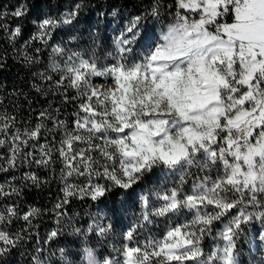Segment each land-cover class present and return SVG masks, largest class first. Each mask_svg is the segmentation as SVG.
Masks as SVG:
<instances>
[{
    "label": "snow or ice",
    "instance_id": "obj_1",
    "mask_svg": "<svg viewBox=\"0 0 264 264\" xmlns=\"http://www.w3.org/2000/svg\"><path fill=\"white\" fill-rule=\"evenodd\" d=\"M161 7L157 0L147 15L162 20ZM79 8L62 22L71 23ZM167 9L169 21L155 38L143 31L145 16L132 17L105 62L94 54L71 52L63 65L51 64V71L60 74L55 86L76 90L71 126L45 110L33 127L22 129L15 115L0 112V148H7V154H0V173L33 163L51 168L58 154L64 200L56 209L75 195L97 201L114 188L132 189L155 169L165 177L177 176L178 183L155 192L158 205H151L152 193L140 195L143 222L123 233L120 246L113 248L116 255L100 260L93 248L84 247V264H237V241L245 226L264 224V0H173ZM25 14L24 5L11 12L17 18ZM8 15L0 12V20ZM58 25L55 18H44L33 39L47 45ZM0 27L10 39L21 33L20 27ZM52 52L66 55L60 45ZM56 131L59 141L54 135L48 140ZM191 168L209 174L185 191ZM73 174L86 176L87 183H68ZM21 179L40 183L31 172ZM11 181L0 184V198L20 194ZM38 211L32 208L20 216L16 205L3 206L0 257L24 239L4 226L15 218L31 224ZM184 212L191 219L171 221ZM153 217L168 218L165 230L139 239L138 229L153 223ZM216 222L223 223L218 243L205 253L202 241L212 235ZM111 229L110 223L88 227L100 237ZM58 235L52 230L45 243ZM260 236L264 241V233ZM59 255L64 264H72L64 249Z\"/></svg>",
    "mask_w": 264,
    "mask_h": 264
},
{
    "label": "trees",
    "instance_id": "obj_2",
    "mask_svg": "<svg viewBox=\"0 0 264 264\" xmlns=\"http://www.w3.org/2000/svg\"><path fill=\"white\" fill-rule=\"evenodd\" d=\"M157 0H0V12L7 11L9 15L0 20V25H6L9 30L16 27L21 28V33L15 39L9 38V32L0 27V112H7L17 117L18 126L33 127L38 121L39 113L47 110L58 119L66 121L69 126L74 119L73 113L76 111L78 101L71 98L76 95L75 89L57 88L54 84L59 79V73L51 71V64L55 61L63 65L67 59V54L80 52L85 56L95 55L98 60L105 62L108 53L114 52L113 45L115 35L107 32L109 20L123 24V27L136 15L145 16L143 30L155 31L159 33L164 23L169 21L167 5L173 0H158L162 5V20L153 19L147 15L152 5ZM19 5H24L26 14L22 17H13L11 12ZM76 5H80L78 14L71 23L62 21L70 13L76 11ZM47 17H53L59 25L52 32V39L45 45L39 39H33L38 31V23ZM92 25L94 27H92ZM60 45L66 50V55L56 56L52 48ZM40 51L37 52L36 49ZM28 58H34L29 62ZM36 73L51 75L52 80L42 79ZM67 97V99H66ZM57 110H59L57 112ZM48 128H52L51 121L44 122ZM59 141L61 133L59 131L47 137L52 140V136ZM44 143V137L40 139ZM0 154H7V148H0ZM56 163L51 168L38 167L35 163L30 166L21 165L7 173H0V184L11 181L12 176L17 177L11 181L20 188V194L12 195L10 198H0V210L4 205H16L19 215L22 216L30 209H38L33 217H30L31 224L20 218L13 219L12 223L5 225L11 233L19 232L24 239L16 247L11 248L4 256L0 257V264H35L34 257L43 260L48 264H63L57 262L59 249L65 250L68 256L72 252L82 254L81 249L90 244L94 237V232L88 231L86 224L89 211L95 204H100L110 208L117 200V197L124 189L114 188L107 195L97 201L91 200L88 196L75 195L68 198V203L61 209H56L55 205L64 200L62 191L64 183L61 181V168L58 154L54 157ZM35 173L40 178L39 185L31 181H22L24 173ZM216 169H213L214 176ZM209 173L206 170L191 168L186 175L185 191L191 190L192 183L199 177L203 179ZM95 180V177L93 178ZM173 181L178 183L177 176L165 177L159 169L145 176L144 180L132 189L144 190L150 183L171 186ZM68 183L83 187L87 183L86 176L68 177ZM104 183V180H99ZM7 190V189H6ZM231 196L232 194L229 193ZM62 215L57 216V212ZM191 217L192 214L184 212L182 216ZM181 217V216H180ZM223 222H227L224 218ZM216 227L222 229L223 223L216 222L213 226V233L203 239V251L214 241ZM157 228V227H156ZM155 226L151 231H159ZM260 229L264 233V224L253 221L245 226L244 233L239 237L236 246V254L242 250L247 234L253 229ZM58 230L59 235L51 241L47 240L48 234L52 230ZM80 229L79 232L75 231ZM138 232V231H137ZM217 243L214 244V246ZM239 259V256H237Z\"/></svg>",
    "mask_w": 264,
    "mask_h": 264
},
{
    "label": "rangeland",
    "instance_id": "obj_3",
    "mask_svg": "<svg viewBox=\"0 0 264 264\" xmlns=\"http://www.w3.org/2000/svg\"><path fill=\"white\" fill-rule=\"evenodd\" d=\"M109 27H106V31L113 33L115 37L119 36L120 32L124 28L123 24L115 23V21L109 20ZM92 27H94L92 25ZM147 33L149 37L155 38L158 34L155 31L151 30H143ZM147 44V40L142 41L138 48H143ZM113 51L115 45H113ZM158 190H162L157 184L150 183L144 190H140L139 188L134 189L133 191L123 190L120 195L117 197L116 202L110 207L106 208L100 204H95L93 208L88 212V220H87V230L89 225H93L95 227L96 224H101L103 226H107L109 223L112 225V229L106 233L104 237H100L96 231H93L94 237L91 236L92 240L90 244L85 247H91L94 250V254L97 259H104L105 257H111L116 255L113 251L114 247H119L122 241L123 233L132 227L134 224L142 223V208L140 195H151V205H158V201L155 195V192ZM253 209L249 208V211ZM153 223L146 225L144 228L138 229L137 236L139 239L143 240L147 236H158L165 230L168 218H160L153 217ZM172 222H183L185 219H191V217L182 216L181 217H171ZM260 222V221H259ZM159 228V231L152 230V228ZM156 228V229H157ZM221 229L216 227L214 236V241L209 245V247L204 251L205 253L210 252L214 248V244L218 243V233ZM85 233L89 231H84ZM260 229L251 230L243 243V247L241 252L239 253V259L237 258V264H264V241L261 240ZM83 248L81 249L82 252ZM59 252V251H58ZM69 261H72V264H84L82 260V254H75L72 252L67 256ZM40 260H43V255H40ZM64 261L61 259L60 255L57 256V262ZM45 264H48L45 261Z\"/></svg>",
    "mask_w": 264,
    "mask_h": 264
}]
</instances>
